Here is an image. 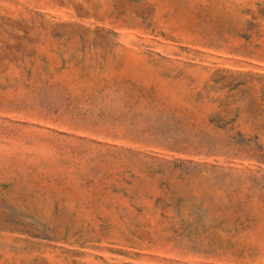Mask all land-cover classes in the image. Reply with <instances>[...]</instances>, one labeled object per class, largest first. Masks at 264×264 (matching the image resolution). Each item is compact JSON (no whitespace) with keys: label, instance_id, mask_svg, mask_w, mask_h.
<instances>
[{"label":"rangeland","instance_id":"obj_1","mask_svg":"<svg viewBox=\"0 0 264 264\" xmlns=\"http://www.w3.org/2000/svg\"><path fill=\"white\" fill-rule=\"evenodd\" d=\"M0 264H264V0H0Z\"/></svg>","mask_w":264,"mask_h":264}]
</instances>
